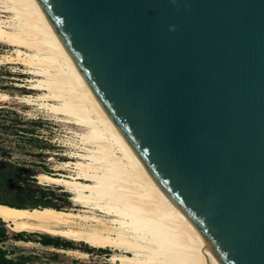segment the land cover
Masks as SVG:
<instances>
[{
    "label": "water",
    "instance_id": "1",
    "mask_svg": "<svg viewBox=\"0 0 264 264\" xmlns=\"http://www.w3.org/2000/svg\"><path fill=\"white\" fill-rule=\"evenodd\" d=\"M39 2L170 202L225 264H264V0Z\"/></svg>",
    "mask_w": 264,
    "mask_h": 264
},
{
    "label": "bare ground",
    "instance_id": "2",
    "mask_svg": "<svg viewBox=\"0 0 264 264\" xmlns=\"http://www.w3.org/2000/svg\"><path fill=\"white\" fill-rule=\"evenodd\" d=\"M0 12V44L10 48L0 54V65L21 66L30 79L27 86H15L35 91L17 99L68 125L77 138L64 143L72 148L64 154L71 160L55 166L57 175L41 173L37 179L64 188L79 207L0 203V220L15 234H46L113 249V264H225L165 196L90 94L39 0H0ZM9 99L0 92V102ZM50 250L80 259L90 256L77 248Z\"/></svg>",
    "mask_w": 264,
    "mask_h": 264
},
{
    "label": "rangeland",
    "instance_id": "3",
    "mask_svg": "<svg viewBox=\"0 0 264 264\" xmlns=\"http://www.w3.org/2000/svg\"><path fill=\"white\" fill-rule=\"evenodd\" d=\"M1 14L4 13L0 12ZM7 49L10 48L0 44V54L5 53ZM19 69H22L21 66L0 65V92L7 93L10 96L8 102H0V124H5L0 125V138H5L9 141L7 145L11 147L9 151L12 152L9 158L12 160L14 166L44 167V170L39 171L40 173L36 175V179L41 173L57 175L58 172L55 166L63 162V160H71L69 157H65L64 154L72 151V148L67 145L64 146V143L74 139L77 141V138L68 125L52 120L51 116H48L46 112L37 111L36 107L31 108L26 106L17 99V97L34 95L35 93L33 90H30L33 93H22L14 89L18 88L15 86L16 84L27 86L30 79L29 75L21 73ZM15 70L17 71L15 72ZM10 82H13V85H10ZM5 83L9 84L4 86ZM29 113L32 115H28ZM40 162L47 163V167L41 165L42 163ZM37 168L33 167V169ZM37 181L45 190L42 191L43 193L38 194L34 190L27 193L30 199L35 202L34 205L27 207H34L36 205L44 207V205L52 204L59 206L60 209H79L71 201L72 194L66 192L64 188L41 184L38 179ZM6 183L7 177L0 178V203L29 202L30 199L27 195L23 193L15 194L9 191ZM26 184L36 186L31 181ZM2 229L5 230L6 237L0 241V248L7 252V258L18 259L21 264H113L110 258L115 253V250L110 248H92L85 243H76L38 233L30 234L24 232L19 233V237H14L12 228L0 220V230ZM47 236L54 240H60V242H71L73 249L88 250L87 252L90 256L87 259H80L66 253L51 251V247L58 249L70 248L45 245L42 239ZM19 241L33 242L34 244L26 246L24 243H18Z\"/></svg>",
    "mask_w": 264,
    "mask_h": 264
},
{
    "label": "flooded vegetation",
    "instance_id": "4",
    "mask_svg": "<svg viewBox=\"0 0 264 264\" xmlns=\"http://www.w3.org/2000/svg\"><path fill=\"white\" fill-rule=\"evenodd\" d=\"M19 80V78H17ZM9 83H5L4 86H7ZM10 85H13V82H10ZM20 92H27V93H33L32 91L28 89H21V88H14ZM5 125V124H0ZM23 133V132H20ZM9 143L8 140L5 138H0V178L7 177V183L6 186L9 187V191L14 192L15 194H24L27 195L31 190H34L38 193H43L45 189L42 188V185H40L36 179V175L40 173L39 171L44 170V167L40 166H14L12 160H10L9 155L12 153L9 150L11 149L10 146L7 144ZM41 165L47 167V163L40 162ZM33 167H38L37 169H33ZM45 167V169H46ZM28 176V178H27ZM31 179V180H29ZM35 183L36 186L27 185V182ZM2 186V184H1ZM33 187V188H32ZM29 197V196H28ZM30 199V197H29ZM14 206L17 207H27L29 205H34L35 202L33 200H29V202H21V203H13ZM20 235H18L19 237ZM32 237V236H30Z\"/></svg>",
    "mask_w": 264,
    "mask_h": 264
},
{
    "label": "trees",
    "instance_id": "5",
    "mask_svg": "<svg viewBox=\"0 0 264 264\" xmlns=\"http://www.w3.org/2000/svg\"><path fill=\"white\" fill-rule=\"evenodd\" d=\"M5 204L14 206V205L9 204V203H5ZM46 206H53L55 208L60 209L59 206H54L52 204L44 205V207H46ZM15 207H17V206H15ZM34 207H37V205L34 206ZM0 237H1L0 241H2L4 239V237H6V232H5L4 229L0 230ZM42 241H43V243L45 245H54L56 247H61L62 246V247H67V248L73 249V244L71 242H60V240H54V239H52V238H50L48 236L43 238ZM87 251L88 250H86V252ZM0 264H21V263L19 262L18 259H9V258H7V252L5 250H3L2 248H0Z\"/></svg>",
    "mask_w": 264,
    "mask_h": 264
}]
</instances>
